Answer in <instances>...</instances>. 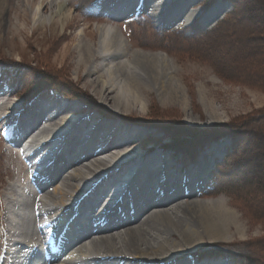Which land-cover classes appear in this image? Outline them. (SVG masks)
<instances>
[{"label": "bare ground", "instance_id": "obj_1", "mask_svg": "<svg viewBox=\"0 0 264 264\" xmlns=\"http://www.w3.org/2000/svg\"><path fill=\"white\" fill-rule=\"evenodd\" d=\"M6 1L0 0V30L5 26L15 31L18 26L24 27L27 23L26 14L29 13L32 23L37 24L38 28L49 27L54 34L56 24H61L64 28L72 16L65 0H15L16 9L22 12V19L14 17L7 24ZM197 1L105 0L102 7L109 12V16H113L111 20L119 21L125 14L133 13V7L143 4L141 9L147 11L155 23L164 25L175 19V24L182 25L185 21L198 18V13L190 10L201 2ZM111 3L113 6L109 7ZM47 7L49 13H43ZM219 10V7L212 8L203 22L217 20L222 15L221 12L218 13ZM95 31V44L90 39H85V30L79 29L77 32L79 38L75 44V76L80 79V72L83 70L82 78L102 103L110 104L119 115L130 113L134 109L144 112L150 100L148 94L153 93L160 104L167 103L180 108L185 114L190 113V98L181 77L177 75L181 70L166 53L134 48L128 44L120 29L110 23H97ZM98 63L102 70H97ZM210 80L217 81L214 78ZM205 91L204 84L197 85L198 102L209 118L217 121L219 114L212 102L208 101ZM49 103L50 106L44 105L41 97L37 96L15 118L18 121V135L26 133L28 127L37 124L39 119L43 118L44 122L47 117L45 125L55 128L50 135L58 136L55 141H50V135L44 136L39 143L41 154L45 153L42 166L39 165L41 169L37 170L38 174L29 176L34 180L43 175L47 181L48 184L41 187L40 197L36 193L30 197L11 186L20 194L21 203L20 224L15 226L18 232L12 226L9 229L13 231L16 241L17 234L30 247L35 232L59 230L65 226L66 232L74 235L75 241L73 243L71 236L66 235L62 246L64 249L77 246V252L89 264L97 261H104L101 264H118L122 260L125 261L124 264H169L170 260L190 254L206 241L225 243L232 241L234 236L240 239L244 237L245 231L239 216L227 207L225 200L201 198L205 184L211 179L210 173L215 170V161L227 150L226 144L219 141L209 145V148L201 144L199 157L194 164L181 166L178 161L174 163L175 152L160 151L143 157L137 153V148L136 151L130 149L139 139L149 134L147 131L112 120L96 123L98 119L94 118L95 114L80 117L81 109L74 102L65 101V98L52 99ZM48 107L52 110L48 111ZM12 109L11 105L0 100V110L3 113H10ZM32 114L36 116V120L30 116ZM192 120L197 122L196 118ZM41 133L45 134L46 130ZM209 141L212 138H209L208 143ZM46 162L52 163L45 167ZM183 169L185 175L182 173ZM52 185L55 187L48 191ZM89 188L92 190L79 208L78 223L82 228L76 232L75 226H72L73 221L69 224L67 220L72 212L67 203ZM195 188L198 189L197 193ZM116 201V205L111 208V204ZM35 203L41 209L33 215ZM97 205L99 207L96 208ZM130 206L134 208L132 215L128 213ZM98 208L101 211L109 208L114 210L109 215L102 213L103 220L107 222L106 228H98L99 231L93 230L91 226L85 228L86 224H91L87 221L88 217L89 220L90 217L95 220L98 218ZM55 214H61L60 225H53L51 221L34 225L32 221L53 217ZM7 217L9 223L11 217ZM77 217L78 214L74 219L77 220ZM107 228L110 229L105 231ZM175 236L178 238L175 239ZM92 256L96 258L90 261ZM198 257L194 263L189 258H182L176 264H221L220 261H204ZM23 261L18 264L34 263L32 260Z\"/></svg>", "mask_w": 264, "mask_h": 264}, {"label": "rangeland", "instance_id": "obj_2", "mask_svg": "<svg viewBox=\"0 0 264 264\" xmlns=\"http://www.w3.org/2000/svg\"><path fill=\"white\" fill-rule=\"evenodd\" d=\"M104 1L65 0L72 16L64 28L61 24H56L54 34L49 27L38 28L37 24L32 23L29 13L26 14L27 23L24 27L18 26L16 31L3 27L0 30V100L8 106L11 105V116L17 117L31 98L39 96L44 105L48 106L52 99L65 98V101L74 102L81 109L80 117L95 114L94 118L98 119L96 123L112 120L147 131L149 134L139 139V143L130 149L136 151L137 148V153L143 157L160 151L175 152L174 163L178 161L181 166L194 164L195 159L199 157L201 144L206 148L219 141L226 144L227 150L215 161V170L211 171V179L205 184L201 198L225 200L227 207L239 216L245 235L241 239L234 236L232 241L225 243L206 241L190 254L170 260L169 264H176L182 258H189L194 263L197 255H202L198 258L204 261H220L221 264H238L239 261H244L243 264H264V0H198L197 3L201 1L199 5L190 8L198 13V18L190 22L185 21L182 25L175 24V19L168 24L159 25L151 19L147 11H143L139 19L132 23L113 21L108 17L109 12L104 11L102 7ZM6 3V23L9 24V20H14V17L22 19V12L16 9L15 0H7ZM111 6L112 3L109 7ZM217 7L220 8L218 13L221 12L222 15L209 23L203 22L205 15ZM48 10V7L45 8L43 13H49ZM218 13L217 15H220ZM97 23L113 24L134 48L166 53L181 70L177 75L181 77L180 80L190 98V113L185 114L180 108L167 103L160 104L156 96L150 93L146 111L134 109L130 113L119 115L110 104L102 103L98 99L82 78L83 70L80 72L82 77L77 79V32L79 29L85 30V39H90L95 44ZM97 66V70H102L99 63ZM210 78L217 81L211 82ZM37 82L49 83L55 88L44 89L30 97L28 93ZM199 84L205 85L207 99L219 114L217 121H212L198 102L196 89ZM6 88L8 91H5ZM51 110L52 108L48 107V111ZM30 116L36 120L35 115ZM12 117L0 122L1 133L13 125ZM192 118H196L197 122L194 123ZM42 119H39L38 125L33 129L36 133L38 128L41 129L39 140L55 131L53 126L45 125ZM46 119L47 117L44 122ZM3 123L5 127L1 128ZM43 130H46L45 134L41 133ZM50 136V141L58 140V136ZM209 138H212V141L208 143ZM7 150L9 149L3 142V136L0 135V264H18L24 259L27 261L25 255L36 242L33 237V243L29 247L27 241L16 234L17 241H12L11 244V240L7 239L10 237L5 236V231L3 233V229H11L10 226L15 228L20 224V194L11 186L17 190L14 186L16 182L28 180L23 161ZM63 164L62 162L61 165ZM182 173L185 175V169ZM218 175L220 177H217ZM220 178L219 187L216 189ZM53 187L55 185L49 187L48 191ZM89 190L90 188L86 189L78 198L67 203L72 210L67 217L69 224L77 206L78 217L77 220L73 219L72 226L81 225L78 223L79 208L86 199H83V196ZM195 191L197 193L198 189L195 188ZM208 192L212 193L207 195ZM117 201L111 204V208ZM111 208L102 211L98 208L100 212L97 217L100 219L102 213H113ZM129 208L130 214L134 208ZM8 215L11 217L8 224H12L8 225L9 227L6 223ZM56 215L48 220L54 219L52 224L60 225L61 214ZM34 222L38 223L40 220ZM88 226L93 227L92 222L84 227ZM98 228L104 229L93 227V230L99 231ZM64 229L62 230L66 232L65 226ZM12 232H9L11 236ZM66 235L71 236L74 243V235L67 232ZM63 250L65 254L53 257L54 262L43 261L42 264H89V261L85 262L84 257L77 252V246ZM94 258L96 257L92 256L90 261ZM101 262L104 261L94 264ZM124 262L122 260L118 264ZM33 264H39V258L34 260Z\"/></svg>", "mask_w": 264, "mask_h": 264}, {"label": "trees", "instance_id": "obj_3", "mask_svg": "<svg viewBox=\"0 0 264 264\" xmlns=\"http://www.w3.org/2000/svg\"><path fill=\"white\" fill-rule=\"evenodd\" d=\"M46 85V86H45ZM52 87H54V85H52V84H49V83H47V84H43V83H40V82H37V83H34L33 85H32V87H31V89H30V91H29V93L28 94H30L29 96L31 97L32 95H36L38 92H41V91H43L44 89H49V88H52ZM55 88V87H54ZM35 98V97H34ZM34 98H31V100L30 101H32ZM30 101H28V103L30 102ZM174 139H178V138H174ZM217 177H220V175H218ZM220 181H221V178L218 180V185H217V187L215 186V188L217 189L218 187H219V183H220ZM215 189V190H216ZM209 193H212V192H209ZM208 193V194H209ZM199 256V255H198ZM202 256V255H201ZM243 262L244 261H239L238 262V264H243ZM244 264H246V263H244ZM249 264V263H248Z\"/></svg>", "mask_w": 264, "mask_h": 264}]
</instances>
